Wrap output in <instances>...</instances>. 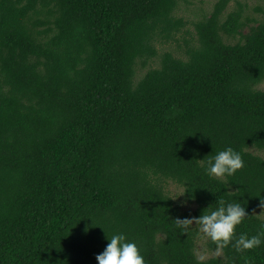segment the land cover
I'll list each match as a JSON object with an SVG mask.
<instances>
[{"label":"trees","instance_id":"1","mask_svg":"<svg viewBox=\"0 0 264 264\" xmlns=\"http://www.w3.org/2000/svg\"><path fill=\"white\" fill-rule=\"evenodd\" d=\"M243 1L193 34L180 0H0V264H97L117 231L146 264H264V238L217 253L173 220L223 198L237 234L264 223V6ZM226 145L243 166L207 175Z\"/></svg>","mask_w":264,"mask_h":264},{"label":"clouds","instance_id":"2","mask_svg":"<svg viewBox=\"0 0 264 264\" xmlns=\"http://www.w3.org/2000/svg\"><path fill=\"white\" fill-rule=\"evenodd\" d=\"M243 163L240 152L231 145H226L215 151L214 155L207 157L204 171L209 176L232 175L243 166ZM186 202L181 201L182 204ZM259 206L264 210V199L260 198ZM247 215L249 214L246 207L239 200L225 201L220 198L215 206L209 203L199 215L177 216L173 220L181 233H188L194 227L197 235L207 237L216 245L217 253L227 245H231L236 252H241L260 245L264 238V223L260 224L254 234L243 231L236 233V226ZM85 230H87V226ZM106 237L108 242L102 251L96 253L97 264H146L137 242L127 238L124 232L117 231L110 235L106 233ZM203 258V254L196 256L198 261Z\"/></svg>","mask_w":264,"mask_h":264},{"label":"rangeland","instance_id":"3","mask_svg":"<svg viewBox=\"0 0 264 264\" xmlns=\"http://www.w3.org/2000/svg\"><path fill=\"white\" fill-rule=\"evenodd\" d=\"M216 0H180L179 8L177 10V14L183 16L187 21L190 30H192L194 34V27L192 26V22L196 21L203 17V15L208 14L213 7V4ZM248 5L247 10L250 15L259 16L256 11L253 10V7L256 5L264 6V0H244ZM231 6H235V2H231ZM161 50V46L158 45ZM166 48V46H164ZM155 61L151 62L152 66H155ZM145 69H138L139 74H143ZM262 89H264V82L260 85ZM170 194L174 197L176 202L183 206L184 209H187L190 204L187 202L182 204L181 201H186L183 196V188L175 183L169 182L167 184ZM182 193V194H181ZM191 207H194L191 205ZM259 214L264 217V210L260 211ZM197 254H203L204 258H208L212 255V253L204 248V239H199L197 243Z\"/></svg>","mask_w":264,"mask_h":264}]
</instances>
